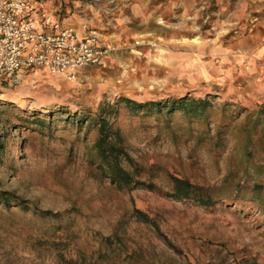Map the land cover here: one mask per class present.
<instances>
[{"label":"rangeland","instance_id":"obj_1","mask_svg":"<svg viewBox=\"0 0 264 264\" xmlns=\"http://www.w3.org/2000/svg\"><path fill=\"white\" fill-rule=\"evenodd\" d=\"M38 2L60 21L80 15L114 47L105 68L74 83L28 73L0 86V191L15 198L0 202V264H60L49 244L63 230L88 253L118 237L130 264H264V83L214 54L234 51L248 31L251 0ZM186 94L197 104L170 113L122 101ZM99 107L139 179L156 190L119 189L102 177L92 155L97 129L74 117ZM168 175L208 188L215 205L165 196Z\"/></svg>","mask_w":264,"mask_h":264},{"label":"trees","instance_id":"obj_2","mask_svg":"<svg viewBox=\"0 0 264 264\" xmlns=\"http://www.w3.org/2000/svg\"><path fill=\"white\" fill-rule=\"evenodd\" d=\"M6 85V80H0V86ZM212 93L205 95L204 99H197L199 108L204 109L208 104V97ZM190 96L183 95L176 100L162 102V99L152 101H132L130 99H122L131 111H139L144 109L166 108L168 112L173 109H180L186 104L192 105L193 99ZM197 104V102H195ZM195 105V104H193ZM264 108V107H263ZM264 110V109H263ZM100 112L94 115L87 114L75 115V119L81 123L90 122L97 129V137L93 144V158L96 160V168L101 172L103 178L108 179L113 185L119 189L134 190L143 188L149 191L156 190L155 185L146 183L139 179L141 169L135 164L133 159L126 152L123 147V139L119 129L111 124L105 117L107 111L99 107ZM69 115V113H66ZM25 120H30L25 118ZM32 120L35 123L44 124L45 121L40 119L38 115H33ZM1 149V148H0ZM169 192L165 196L175 200H192L203 207H212L215 205V200L208 188H204L192 184L186 179L177 176L168 175ZM15 200L12 195L6 191H0V202L8 205L9 202ZM23 206L25 202L19 201ZM133 216L138 222L151 225L159 239H161L166 246L178 252L177 249L168 241L159 231L156 223L150 219L145 213L134 209ZM49 247L54 251V258L60 264H130L132 254L123 252L122 242L118 237H102L99 239L97 249L87 252V248L79 246L75 240V236L71 232L61 231L57 232L54 239L50 242ZM123 255V256H122Z\"/></svg>","mask_w":264,"mask_h":264},{"label":"built area","instance_id":"obj_3","mask_svg":"<svg viewBox=\"0 0 264 264\" xmlns=\"http://www.w3.org/2000/svg\"><path fill=\"white\" fill-rule=\"evenodd\" d=\"M111 52L96 32L79 37L51 15L35 13L31 0H0V80L41 70L74 83L81 71L101 66Z\"/></svg>","mask_w":264,"mask_h":264},{"label":"crops","instance_id":"obj_4","mask_svg":"<svg viewBox=\"0 0 264 264\" xmlns=\"http://www.w3.org/2000/svg\"><path fill=\"white\" fill-rule=\"evenodd\" d=\"M34 7V12H45L51 15L55 20L64 27H72L79 37L84 36L89 30L85 26L87 24L86 19H83L80 15H73L68 18H64L60 21L59 17L56 15V11H53L49 7L48 3L41 4L38 0H31ZM251 5L253 6L254 15L253 23L249 26L248 31L243 35V37L235 43L234 51H219L214 50L215 55H219L222 64L230 63L231 66L239 67L242 69L246 77L250 80H260L264 83V0H251ZM99 39V43L102 46L112 49L114 45L108 43L107 41H102ZM112 53V52H111ZM111 54L107 56L101 66L89 67L84 69L78 74V79L84 77L87 73H92L93 71H100L107 66ZM248 70V71H246ZM33 78H38L43 75H49L56 80H64L61 77L52 76L41 70H35L30 72ZM28 73H23L22 76ZM86 78V77H85ZM65 81V80H64Z\"/></svg>","mask_w":264,"mask_h":264}]
</instances>
